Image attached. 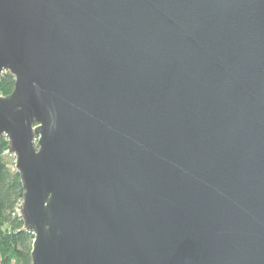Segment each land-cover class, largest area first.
I'll return each mask as SVG.
<instances>
[{
    "label": "water",
    "instance_id": "obj_1",
    "mask_svg": "<svg viewBox=\"0 0 264 264\" xmlns=\"http://www.w3.org/2000/svg\"><path fill=\"white\" fill-rule=\"evenodd\" d=\"M5 72L32 264H264V0H0Z\"/></svg>",
    "mask_w": 264,
    "mask_h": 264
},
{
    "label": "trees",
    "instance_id": "obj_2",
    "mask_svg": "<svg viewBox=\"0 0 264 264\" xmlns=\"http://www.w3.org/2000/svg\"><path fill=\"white\" fill-rule=\"evenodd\" d=\"M14 88V77L5 72L0 77V93L8 95ZM8 152L6 136H0V264H32V232L23 228L19 213L23 186L15 169V157Z\"/></svg>",
    "mask_w": 264,
    "mask_h": 264
},
{
    "label": "rangeland",
    "instance_id": "obj_3",
    "mask_svg": "<svg viewBox=\"0 0 264 264\" xmlns=\"http://www.w3.org/2000/svg\"><path fill=\"white\" fill-rule=\"evenodd\" d=\"M12 158H14V156ZM12 264H14V263H12Z\"/></svg>",
    "mask_w": 264,
    "mask_h": 264
}]
</instances>
